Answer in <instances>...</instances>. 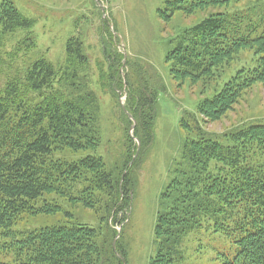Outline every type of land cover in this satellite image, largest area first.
Here are the masks:
<instances>
[{
	"label": "trees",
	"instance_id": "obj_1",
	"mask_svg": "<svg viewBox=\"0 0 264 264\" xmlns=\"http://www.w3.org/2000/svg\"><path fill=\"white\" fill-rule=\"evenodd\" d=\"M178 12L207 15L170 42L165 61L173 80L205 84L241 52L257 58L201 101L195 115L183 113L184 168L161 194L152 264H186L187 239L202 242L204 226L210 241L223 236L231 246L230 254L218 252L207 264H264V124L234 128L223 136L225 144L202 126L221 119L252 86L264 85V0H164L158 14L169 21ZM31 27L11 3L0 4L2 34ZM119 61L113 58L106 72L98 66V85L114 98L116 90L127 94L125 115L135 124L138 146L130 137L122 181L97 154L100 106L78 39L68 40L58 69L38 59L0 88V264H121L109 220L123 223L138 156L130 162L152 143L165 87L133 73L124 89ZM78 206L101 212V224L77 222ZM51 218H57L53 224L41 222ZM28 220L33 228L24 226Z\"/></svg>",
	"mask_w": 264,
	"mask_h": 264
},
{
	"label": "rangeland",
	"instance_id": "obj_2",
	"mask_svg": "<svg viewBox=\"0 0 264 264\" xmlns=\"http://www.w3.org/2000/svg\"><path fill=\"white\" fill-rule=\"evenodd\" d=\"M4 1L31 21L32 27L13 34H2L0 29V88L16 70L22 73L38 59L52 63L58 69L64 61L66 43L71 38L78 39L89 61L87 75L92 78L100 106L101 144L97 154L108 171L121 176V181L126 176L121 165L133 148L130 139L135 126L134 123L129 125L125 115L127 94L116 90L114 98L106 93L107 89L99 87L98 66L102 65L106 72L113 58L116 61L120 58L117 64L122 65L119 71L124 89L127 86L125 79H131L133 73L136 78L142 76L149 80L150 84L164 85L165 92L158 95L152 143L142 155L138 148L130 162L132 165L138 156L128 211L118 226L109 220L114 231L112 247L120 257V263L152 264L156 257L154 228L157 213L161 211V194L184 168L181 155L184 134L179 127L183 113L195 115L201 101L217 94L236 70L253 64L257 57L253 51H243L230 64L215 69L213 80L205 84L200 80L192 86L188 80L172 79L165 58L171 48L170 42L206 13L186 16L178 12L169 21H164L158 14L164 11V0H0V4ZM245 92L221 119L202 125L205 131L224 141L223 136L234 128L264 124V85L256 84ZM132 143L138 146L136 140ZM75 216L77 222L95 228L103 217L101 212L80 206L76 208ZM56 219H41V222L53 224ZM34 225V220L24 224L28 228ZM198 231L204 242L192 241L199 236L188 237L186 264H207L218 252L230 254L231 246L225 237L218 236L213 242L208 237L211 231L205 226ZM199 246L201 254H196Z\"/></svg>",
	"mask_w": 264,
	"mask_h": 264
},
{
	"label": "water",
	"instance_id": "obj_3",
	"mask_svg": "<svg viewBox=\"0 0 264 264\" xmlns=\"http://www.w3.org/2000/svg\"><path fill=\"white\" fill-rule=\"evenodd\" d=\"M134 126H135V124H134ZM134 126H133V127H134ZM133 127H132V128H130V130H133Z\"/></svg>",
	"mask_w": 264,
	"mask_h": 264
},
{
	"label": "bare ground",
	"instance_id": "obj_4",
	"mask_svg": "<svg viewBox=\"0 0 264 264\" xmlns=\"http://www.w3.org/2000/svg\"><path fill=\"white\" fill-rule=\"evenodd\" d=\"M179 177V176H178ZM180 179V178H179ZM175 184V183H174Z\"/></svg>",
	"mask_w": 264,
	"mask_h": 264
}]
</instances>
